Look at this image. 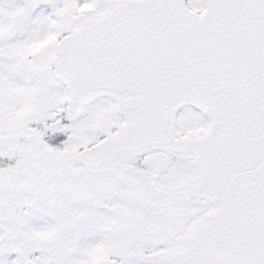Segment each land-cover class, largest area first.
Listing matches in <instances>:
<instances>
[{
	"label": "snow or ice",
	"instance_id": "6c2138e0",
	"mask_svg": "<svg viewBox=\"0 0 264 264\" xmlns=\"http://www.w3.org/2000/svg\"><path fill=\"white\" fill-rule=\"evenodd\" d=\"M0 264H264V0H0Z\"/></svg>",
	"mask_w": 264,
	"mask_h": 264
}]
</instances>
